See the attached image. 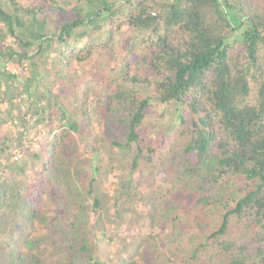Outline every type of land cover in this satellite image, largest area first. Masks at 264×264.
I'll list each match as a JSON object with an SVG mask.
<instances>
[{
	"label": "trees",
	"instance_id": "trees-1",
	"mask_svg": "<svg viewBox=\"0 0 264 264\" xmlns=\"http://www.w3.org/2000/svg\"><path fill=\"white\" fill-rule=\"evenodd\" d=\"M59 16L64 20L53 25L51 19ZM124 26L149 36L139 41L142 54L122 55L116 87L99 105L104 116L126 128L125 140L114 146L136 149L130 170L142 162L152 168L155 162L168 184L163 197L168 206L195 212L204 240L195 245L194 258L264 264V0H37L27 5L0 0V60L22 75L32 74L17 87L18 72L2 71L10 83L0 79V89L24 92L28 109H19L20 122L40 127L38 138L42 127L48 132L39 151L15 154L18 161L29 155L39 161L41 180L32 190L17 180L0 197V236L7 235L0 264H45L42 251H23L19 245L33 223L46 227L47 236H58L59 258L51 264L112 262L98 258V247L109 249L107 221L114 224L126 210H116L112 218L109 208L104 212L111 197L97 167L82 159L83 128L67 111L88 105L90 98L72 63L90 59L98 44L89 38L78 51L79 39L107 29L115 36ZM56 43L58 62L46 68L43 59ZM105 50L117 59L113 49ZM46 73L52 81L43 84ZM144 89L153 96L143 95ZM154 103L175 107L183 124L177 134L182 143L161 155L143 133ZM55 121L64 128L51 135ZM27 127L15 137L0 136V157L26 137ZM123 183L127 188L134 180L129 176ZM154 186L150 179V194L142 199L155 198ZM234 222L240 238L229 235ZM33 241L26 242L39 244Z\"/></svg>",
	"mask_w": 264,
	"mask_h": 264
},
{
	"label": "rangeland",
	"instance_id": "rangeland-1",
	"mask_svg": "<svg viewBox=\"0 0 264 264\" xmlns=\"http://www.w3.org/2000/svg\"><path fill=\"white\" fill-rule=\"evenodd\" d=\"M20 1L26 5L37 3V0ZM63 20L64 17L59 16L57 19L52 18L51 22L55 25V22ZM117 32L118 34L114 36L112 34L114 29H107L103 32L93 33L92 37L86 36L79 39L78 51L89 42V38H93L91 41L98 44L97 51L90 59L84 62L74 60L72 63L73 70L79 74L78 78L81 79L84 88L89 91L90 98L88 105L80 104L77 109L74 105V109L70 108L67 111V114L77 120L83 128L82 133L86 141L81 142L80 154L82 159L92 162L91 164L97 167L99 177L102 179V187L111 197L107 210L104 212H108L109 208L112 214L109 218H112L113 215H116V210H119L120 213L126 210L123 218L118 219V222L115 221L113 224L107 221L108 233L113 241L110 243L109 249H105L104 245H99L98 258L109 262L111 260L110 264L122 263L121 258L125 262L132 261L137 264H213L212 261L206 262L205 259H201L200 257L203 256L201 254L197 255L196 258L193 257L195 245L204 240V232L200 231L196 225L194 211L189 213L182 211L180 206H168V200L163 198L169 190L168 184L159 178V174L155 170L156 163L151 165L152 168H148L147 162H142L137 169L130 170L131 160L136 149L124 150L114 146V142L125 140L126 128L104 116L99 105L104 96L111 93L116 87L117 81L115 79L121 68L122 55L125 56L129 52L134 59L136 54H142L144 47L139 41L142 37L149 36L147 32L144 33L143 31L133 33L132 29L127 26L122 27L121 31H115V33ZM58 47L59 45L56 43L52 53L43 59L46 68H52L57 64L60 53ZM104 47L108 50L113 49L118 56L117 59L109 58ZM35 50L37 47L34 48ZM106 67L108 68L107 71ZM134 69L136 71L133 72H142L143 70L142 68ZM2 71L7 73L18 72L21 78L19 77L16 81L17 87H21L24 77L32 76L29 70L25 71L26 75H22L19 68L5 65L0 60V79L3 84L5 81H9L2 76ZM45 77L43 84L52 81L49 73H46ZM3 91L6 92L4 99ZM141 92L145 96H153L149 89H144ZM27 99L24 92L18 93L17 88L10 89L9 92L3 85V88L0 89V118H2L0 136L15 137L18 132H23L22 130L28 126L26 137L17 140L12 145V149L8 151L9 156L3 154V157H0V197L4 190L8 189L10 185H14L13 183L17 180L22 181L24 186L30 190L41 180L37 175L42 170L39 161L31 159L30 155L22 161H18L15 155L19 151L23 152L27 149L31 153L39 151L41 142H44L48 134L47 130L42 127L38 138L37 129L40 127L36 128L33 124L26 125L20 122L23 116L20 115L19 109H28ZM12 102L14 103L12 104ZM154 104V107L148 111L143 133L147 138V143L155 149L157 155H161L171 144L174 143L177 146L182 143V140L177 138V134L180 133L179 130L183 124L177 117L178 111L175 110V107L159 103ZM86 107L88 108V115L82 113ZM10 110L12 111L11 115L8 113ZM52 128L51 135H54L59 133L64 125L60 121H55ZM31 142L33 143L32 148L30 147ZM85 172L90 176L93 174L92 171ZM129 176L134 180V183L133 185L128 184V187L124 188L123 181ZM150 179L155 184L152 189L157 192V195L155 198L142 199L143 195L150 194L148 189ZM170 187L171 185H169ZM218 218H221V213L214 220H218ZM48 232L46 227L33 223L27 229L24 242L19 243L23 251L32 249L35 254L42 251L46 260L45 264H51L54 259L59 258V252L55 249L58 236L49 237L47 236ZM229 235L234 238L241 237L238 224L235 222ZM44 236L47 239H44ZM6 238L7 235L0 236V245L5 242ZM35 239L39 244L32 245L30 243L29 246L27 242ZM116 257L119 259L116 260Z\"/></svg>",
	"mask_w": 264,
	"mask_h": 264
}]
</instances>
